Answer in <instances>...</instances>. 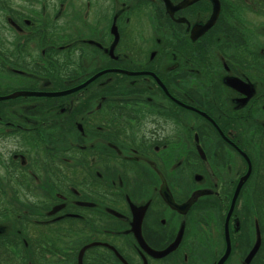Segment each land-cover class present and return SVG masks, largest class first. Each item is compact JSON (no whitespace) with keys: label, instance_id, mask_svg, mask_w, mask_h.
I'll return each instance as SVG.
<instances>
[{"label":"flooded vegetation","instance_id":"1","mask_svg":"<svg viewBox=\"0 0 264 264\" xmlns=\"http://www.w3.org/2000/svg\"><path fill=\"white\" fill-rule=\"evenodd\" d=\"M263 5L0 0V183L17 190L0 194V264H264L263 240L247 258L264 213V44L243 19ZM88 55L104 66L81 79ZM23 98L40 103L14 119Z\"/></svg>","mask_w":264,"mask_h":264},{"label":"rangeland","instance_id":"2","mask_svg":"<svg viewBox=\"0 0 264 264\" xmlns=\"http://www.w3.org/2000/svg\"><path fill=\"white\" fill-rule=\"evenodd\" d=\"M78 1H80V0H71V2H73L74 3V5L76 6V3L78 2ZM59 6V5H58ZM59 8H60V6H59ZM76 8V7H75ZM92 16V15H91ZM244 16H245V18L243 17V19L248 23V25H246V30H245V32L247 33V35H246V38H247V40H251V39H253V37H258V39H259V41L261 42V43H263L264 44V29H261V36H259V34H257V30H258V28L259 27H264V19H262V18H259V17H257V16H252L251 14H248V13H245L244 14ZM90 19V18H89ZM135 19H137V17H135ZM194 22H196L195 20H191L190 21V23H194ZM134 23H135V21H134ZM128 28H130V29H126L127 30V34H126V38H127V40H128V46H130L133 50H135V49H140V50H143L144 49V47H145V44L143 43V42H141L140 41V39H139V37L137 36V40H132V30H133V28H132V26H129ZM260 29V28H259ZM251 33V34H250ZM140 46H142L143 48H141ZM109 50V48H107L106 49V51H108ZM111 50H112V47H111ZM106 51L104 52V54H106V56L104 55L103 56V61L105 60V58L106 57H108V55L109 54H107L106 53ZM160 53V51H157L156 53H155V55L157 56L158 54ZM85 60H84V63H86V65H84V67H85V69H86V71H85V73L81 76V79H83L86 75L88 76V77H91L92 76V74H94L95 72H97V71H95V70H97V69H99V68H102L104 65H102L101 64V61H98V60H96V59H93L92 58V56H90V55H88V56H86L85 58H84ZM224 63H225V60H224V62H223V60H221V63L220 64H218L217 65V68L219 69V70H221L222 71V67L224 66ZM221 64L223 65V66H221ZM176 70L173 68V67H170L169 68V70H168V72H169V75H171V74H173L174 72H175ZM91 74V75H90ZM192 74H196V72H194V73H192ZM191 74V75H192ZM122 76H124V75H122ZM174 76V75H173ZM95 76H93V78H94ZM105 77H106V75L104 74V75H102V76H100L99 78H96L93 82H91V83H89L86 87V89H85V91H84V94L86 95V94H88L89 92H90V89H92V90H94V89H97V88H99V86L102 84V83H105V81H106V79H105ZM123 78H125V77H122V79ZM221 79H222V77H221ZM9 79L7 78V76H1V74H0V86L1 87H3V86H5V85H8V86H12V84H11V82H7ZM80 80V79H79ZM223 80V79H222ZM167 82L169 83V84H171V85H173L174 86V82H173V79H167ZM15 85V84H14ZM18 86V85H17ZM17 86H15V87H17ZM185 86V83H183V82H179V84H178V88L179 87H184ZM259 87V86H258ZM255 88H256V86H255ZM177 92H179L180 91V89L179 90H177V89H175ZM174 95H176L175 93H173ZM12 102H14L12 105H11V103ZM18 102H20V103H18ZM32 102H34V103H40V100L39 99H37V98H32V99H27V98H23V99H15V100H12V101H10L9 102V111L11 112V116H12V118H14V119H18V120H21L20 118H22V113H21V111L20 110H18L19 108H22V107H25V106H29V104L30 103H32ZM22 106V107H21ZM173 107H177V106H175V105H173L172 106V110H173ZM180 112V111H179ZM17 116H19V118L17 117ZM45 125H47V123H45ZM59 133L62 135V136H64V138L66 139V136L67 135H72V133H70V134H68L67 133V131L65 130V131H59ZM76 136H81L79 133H75V135H74V138L73 137H71L70 136V138H71V142L73 143V142H75V138H78V137H76ZM258 139V138H257ZM251 141L253 142V145H252V147H251V149H254L255 148V145H254V142H256L257 140L255 139L254 141L251 139ZM32 143L33 144H31L30 145V149L31 150H33L34 148L36 149V145L38 144V143H35V142H33L32 141ZM21 144H22V148H24L25 146H26V144L22 141L21 142ZM7 148H9L7 145H5ZM27 146H28V143H27ZM10 149V148H9ZM239 161H240V159L237 157H235V156H233L232 158H231V163L229 164V166H227L226 168H227V170H232V169H234L233 168V165L235 164V163H239ZM209 173L211 174V171H209ZM2 185L4 184V183H1ZM16 198H18V202L16 203L17 205L18 204H20L22 207L23 206H30L31 207V205H27L26 204V202H25V200H23L22 198H24V197H15V201H16ZM247 199L249 200V206H250V208L252 209L253 208V205H252V197L251 196H248L247 197ZM10 200H11V202H14V196H12V197H10ZM13 204V203H12ZM251 205H252V207H251ZM202 217H207V223L208 224H214V220H213V218H215L214 216H213V218H211L210 217V215H208V214H206V213H204L203 215H202ZM263 220H264V213H263ZM233 222V221H232ZM249 223L251 224V230H249V233H250V236H251V238H252V244H257L258 243V241H257V237H258V233L256 232V229H255V234L253 235V220L250 218L249 219ZM255 227H257V223L255 224ZM264 228V227H263ZM263 231V230H262ZM255 236V237H254ZM253 237H254V239H253ZM59 248H62V249H64V246H62V245H64V243H62V242H59ZM73 244H69V246L71 247ZM236 252V251H235ZM235 257H237L236 255H235ZM233 258V257H232ZM238 264H244V262L243 261H241V263H238Z\"/></svg>","mask_w":264,"mask_h":264},{"label":"trees","instance_id":"3","mask_svg":"<svg viewBox=\"0 0 264 264\" xmlns=\"http://www.w3.org/2000/svg\"><path fill=\"white\" fill-rule=\"evenodd\" d=\"M262 10H263V14H264V5L262 6ZM229 29H228V26L227 25H221V26H219L218 27V29H217V32L216 33H219V32H222V33H229V31H228ZM231 32V31H230ZM215 33V34H216ZM237 42L238 43H241L242 42V40H237ZM237 42H235L236 43V45L238 44ZM246 49H247V46H244ZM125 49H127L128 50V48L126 47ZM132 49V48H131ZM242 49H243V47H242ZM245 50V49H244ZM96 51H98V50H96ZM142 52H143V50H140V49H135L134 51H132V54H135V56L136 57H133L132 56V58H137L138 59V62H136V63H142V58L141 57H139V56H141L142 55ZM56 55V54H55ZM139 55V56H138ZM121 64H123V66H125V68H127V69H133V68H130V67H127V65H129L126 61H121ZM116 66V65H115ZM38 73H42V75H48L45 71H39ZM7 190H9V191H11L12 193H16L17 192V190H16V188H15V185H11V183L10 182H8L7 184H1L0 183V194H2V195H6V193H7ZM7 206H5V208H6ZM257 208H259L260 209V206H257ZM93 216H88L87 218H92ZM257 218L259 219L258 220V223L261 225V226H264V220H263V211L262 210H260V212H259V214H257ZM262 240H263V242H264V230L262 231ZM41 255H43V254H41Z\"/></svg>","mask_w":264,"mask_h":264},{"label":"water","instance_id":"4","mask_svg":"<svg viewBox=\"0 0 264 264\" xmlns=\"http://www.w3.org/2000/svg\"><path fill=\"white\" fill-rule=\"evenodd\" d=\"M208 25H209V24H208ZM198 32H200V31H198ZM137 222H139V218L137 219ZM255 249H256V246L253 248V250H252L250 256L253 254V252H254Z\"/></svg>","mask_w":264,"mask_h":264}]
</instances>
